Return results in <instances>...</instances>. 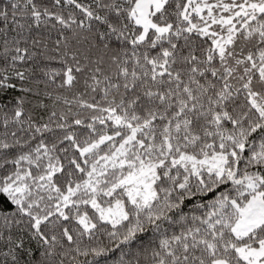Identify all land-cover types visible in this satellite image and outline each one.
Segmentation results:
<instances>
[{
  "label": "snow or ice",
  "instance_id": "snow-or-ice-1",
  "mask_svg": "<svg viewBox=\"0 0 264 264\" xmlns=\"http://www.w3.org/2000/svg\"><path fill=\"white\" fill-rule=\"evenodd\" d=\"M0 264H264V0H5Z\"/></svg>",
  "mask_w": 264,
  "mask_h": 264
},
{
  "label": "trees",
  "instance_id": "trees-1",
  "mask_svg": "<svg viewBox=\"0 0 264 264\" xmlns=\"http://www.w3.org/2000/svg\"><path fill=\"white\" fill-rule=\"evenodd\" d=\"M5 2V0H0V5H2L3 3ZM51 38L54 40L55 39V32H53L52 34H51ZM179 230V228L177 227L176 228V231H178Z\"/></svg>",
  "mask_w": 264,
  "mask_h": 264
}]
</instances>
